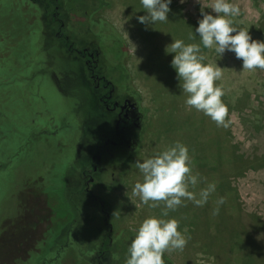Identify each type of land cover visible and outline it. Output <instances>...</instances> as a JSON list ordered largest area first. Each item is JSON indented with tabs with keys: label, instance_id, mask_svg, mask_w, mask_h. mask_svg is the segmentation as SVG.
I'll return each instance as SVG.
<instances>
[{
	"label": "rangeland",
	"instance_id": "1",
	"mask_svg": "<svg viewBox=\"0 0 264 264\" xmlns=\"http://www.w3.org/2000/svg\"><path fill=\"white\" fill-rule=\"evenodd\" d=\"M25 1L0 0V264H39L42 256L52 255L50 247L57 240L65 245L71 241L61 234L65 222L74 219L66 180L78 165L90 162L87 156L79 159L76 166L75 140L81 134L78 120H85L77 91L67 87L58 92L50 76L40 73L41 24L33 6ZM106 1L109 5L96 13L107 23V29L97 32L98 39L111 60L116 56L125 59L144 109L139 147L128 155L131 159L116 174L122 180L113 188L107 169L105 174H97V181L90 186L108 204V221L117 247L113 256L119 257L118 264H125L135 230L146 218L159 217L164 211L163 202L149 207L132 194L135 183L143 180L135 163L179 141L189 148L193 174L206 177V182L189 190L198 192L214 182L218 195H211L202 207L185 201L183 206L169 211L165 219H177L178 230L190 239L183 250L165 255L173 264H264V166L256 164L255 169L237 173L234 165L225 164L223 168L220 164L213 169L208 162L203 164L222 151V140L224 145H234L237 156L243 159L256 160L264 154V70L241 72L242 60L236 59L234 53L226 52L221 59L214 50L202 47L207 62H217L222 68L223 76L217 83L225 91L222 100L228 107L226 120L230 122L227 128L218 127L202 112L187 108L186 96L171 67L174 54L165 53L173 38L199 43L198 36L194 40L187 38L189 33L195 35L202 18L197 0L183 4L173 0L169 20L150 26L138 22V17L146 14L139 0ZM234 2L241 9L236 27L248 30L253 40L264 41V0ZM85 3L63 0V12L71 13L70 21L75 26L80 25L77 7ZM50 59L49 65L57 71L72 68L68 60ZM26 60L29 62L25 68L9 70L14 62ZM38 112H42L40 118ZM103 119L104 115H100L94 123L86 120L91 129H96ZM42 129L48 133L41 134ZM213 139L220 141L219 147ZM81 146L84 151L86 145ZM224 174L228 176L223 190ZM245 174H250V179ZM220 198L225 203L219 206V214L213 215ZM99 223L103 230L102 217ZM84 230L88 238L98 235L91 226L76 225L71 233L75 243L83 241L78 233ZM62 264L89 262L81 263L78 252L67 249Z\"/></svg>",
	"mask_w": 264,
	"mask_h": 264
},
{
	"label": "flooded vegetation",
	"instance_id": "2",
	"mask_svg": "<svg viewBox=\"0 0 264 264\" xmlns=\"http://www.w3.org/2000/svg\"><path fill=\"white\" fill-rule=\"evenodd\" d=\"M48 1L51 5L47 3ZM84 2L86 5L77 7L80 25L75 26V23H71V13L67 12L66 15L63 12V0L25 1L28 6H33L35 17L41 24L40 35L43 44L40 73L50 76L58 92L73 87L77 91V97L79 96V103L83 106L81 113L85 120L79 118L81 134L75 140L78 142L76 166L79 159L87 156L90 157V162L78 165V170L69 174L66 180L70 195L69 204L73 209L72 223L90 211L95 212L98 219L102 217L103 230L98 220L92 223L93 229L97 230L96 238L99 239L93 244L96 249L92 253L91 261L96 264H118L119 257L113 256L117 254V247L112 236V224L108 221L110 216L108 204L98 198L90 186L97 181L96 175L105 174L107 169L115 185L113 188L116 187L115 183L122 180L121 175L116 174L124 166L128 155L139 147L144 109L140 104L139 93L128 75L125 59L121 60L122 57L116 56L111 60L98 39L97 32L107 29V23L94 13V2L87 0ZM50 57V61L68 60L72 68L69 70L59 68L57 71L56 67L49 65ZM28 62V60L14 62L9 70L19 71L25 68ZM36 114L37 118L42 116V112ZM100 115H104L105 119L99 122L96 129H91L86 119H91L94 123L99 121ZM39 131L41 134L48 133L46 129ZM57 131L56 128L52 134L55 135ZM82 144L86 145L84 151ZM85 206H88V209H84ZM72 223L61 230L63 237L68 235V240L76 226ZM58 241L50 247L52 255L42 256L41 259L54 263L61 260L65 247H68V251L75 250L70 240L67 245ZM85 242L88 243V238Z\"/></svg>",
	"mask_w": 264,
	"mask_h": 264
},
{
	"label": "clouds",
	"instance_id": "3",
	"mask_svg": "<svg viewBox=\"0 0 264 264\" xmlns=\"http://www.w3.org/2000/svg\"><path fill=\"white\" fill-rule=\"evenodd\" d=\"M145 15L138 22L146 26L169 20L170 5L173 0H139ZM186 0H180L185 3ZM201 5V16L195 35L189 33L188 40L199 37V43H185L183 39L173 38L165 47L166 54H174L171 67L177 74L178 87L186 96L185 105L189 109L202 112L218 127L229 126L228 107L223 102V87L217 83L222 79V68L218 63L207 62L202 53L204 49L214 50L222 59L226 52L235 54L242 60V71L264 70V41L253 40L249 31L236 27V18L241 9L234 0H197ZM205 9H211L206 12ZM135 167L142 174V182L135 183L132 194L138 196L143 204L157 207L163 202L164 211L157 216L146 218L135 230L128 250L125 264H165V253L183 250L190 237L178 230L177 219H165L169 211L192 201L197 207L204 206L216 191V184L207 186L198 192L191 191L206 178L199 173L193 174V163L189 148L177 141L165 150L144 159L137 160ZM153 202V203H150ZM225 203L223 198L216 201L213 215L219 214V206Z\"/></svg>",
	"mask_w": 264,
	"mask_h": 264
},
{
	"label": "trees",
	"instance_id": "4",
	"mask_svg": "<svg viewBox=\"0 0 264 264\" xmlns=\"http://www.w3.org/2000/svg\"><path fill=\"white\" fill-rule=\"evenodd\" d=\"M87 1H92V2H94V5H93V9H94V13L96 14L100 9H102V8H104L108 3H107V1L106 0H87ZM49 5H51V2L50 1H48L47 2ZM109 5V4H108ZM51 8V6L49 7V9ZM103 19V18H102ZM104 20V19H103ZM106 22V21H105ZM110 27H113L112 25H110V24H108ZM114 28V27H113ZM115 29V28H114ZM116 30V29H115ZM118 37H120V40H121V42L123 41L122 40V37H121V35L120 36H118ZM117 37V38H118ZM124 41L122 42V47L123 48H125V46H124ZM127 71H128V75H129V77H130V72H129V70L127 69ZM140 96V95H139ZM215 142H217V146L219 147L220 146V144L218 143V142H220L219 140H217V139H213ZM225 140H222V142H221V147H223V148H221L222 149V151L220 152V153H215L214 154V158L212 159V161H208V160H206V161H204L203 162V164H207V162L213 167V169L214 168H216V167H218V166H223V168H224V166H226L227 165V167H228V165H230V166H232V165H234L235 167H236V171H237V173H240V172H243V171H245L246 169H248V168H253V169H255V168H257V165H259V166H264V154L261 156V157H257V159L256 160H251V161H249V160H246V159H243L242 157H239V156H237V154H236V152H235V150L233 149L234 148V145H232L231 143L230 144H228V143H226V145H224V142ZM214 144V143H213ZM131 159V157H127V159H126V161H128V160H130ZM214 160V161H213ZM213 162V163H212ZM214 164V165H213ZM221 164V165H220ZM226 164V165H225ZM257 164V165H256ZM224 170H226V169H224ZM224 172H226V171H224ZM223 173V172H222ZM228 175H226V174H224V179H223V183H224V185L222 186L223 187V190H224V188H225V186H226V183L224 182L225 181V177H227ZM84 209H88V206H85L84 207ZM87 211V210H86ZM96 220H98V222H99V219H98V217H97V214L95 213V212H93V211H90V212H87V213H85L83 216H80L79 217V219L77 220V221H74L73 223H72V221L70 222H65V226L66 225H71V223L72 224H74V225H78V226H80V224L82 225V226H86V228H87V226H89L90 224H92L94 221H96ZM102 222H104V220H102ZM91 227H92V230H93V224L92 225H90ZM85 232H83V231H81V233H78V235H79V238H80V240H83V241H81V242H76L75 243V240H74V236H73V238L71 237V243H72V245L74 244V246H75V250L78 252V259H79V261L82 263H84V261H86V262H89V264H91V256H92V253L94 252V250L96 249V248H94V245L93 244H95L96 243V238H93V239H91L90 237L88 238V236L86 235V233H87V231L86 230H84ZM93 232V231H92ZM96 232H97V230H96ZM83 233V234H82ZM73 234V233H72ZM71 234V235H72ZM89 235L91 234V233H88ZM97 235V234H96ZM68 237V235L66 234V236L64 237V239H66ZM88 238V243H86L85 242V240ZM90 240V241H89ZM94 240V241H93ZM93 241V243H90V242H92ZM95 242V243H94ZM98 242V241H97ZM251 242V241H250ZM78 244V245H77ZM67 249H68V247H65V249L63 250V257H62V259H61V262L60 261H57V262H51V261H49V262H45L44 260H43V262L42 263H39V264H62V261H63V259L65 258V256H66V254H67ZM255 253L256 252H253V253H251V254H254L255 255ZM38 255V254H37ZM164 259H165V264H173V262H172V260L170 259V258H168L166 255L164 256ZM36 264H38V263H36Z\"/></svg>",
	"mask_w": 264,
	"mask_h": 264
},
{
	"label": "crops",
	"instance_id": "5",
	"mask_svg": "<svg viewBox=\"0 0 264 264\" xmlns=\"http://www.w3.org/2000/svg\"><path fill=\"white\" fill-rule=\"evenodd\" d=\"M243 175V174H242ZM246 175V174H245ZM245 177H248L249 179H250V174H247ZM204 178H206V177H204ZM252 180V179H251ZM204 183V182H203ZM224 185V183H223V180H221V189H223V186ZM201 187H202V185H201ZM202 188H204V187H202ZM248 188H250V184H248ZM220 188L218 189V190H221ZM212 195H218L217 194V189H216V191L212 194ZM224 195V194H223Z\"/></svg>",
	"mask_w": 264,
	"mask_h": 264
}]
</instances>
